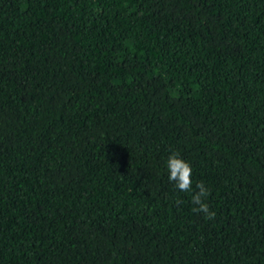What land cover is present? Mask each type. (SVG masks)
I'll return each instance as SVG.
<instances>
[{
    "label": "trees",
    "instance_id": "16d2710c",
    "mask_svg": "<svg viewBox=\"0 0 264 264\" xmlns=\"http://www.w3.org/2000/svg\"><path fill=\"white\" fill-rule=\"evenodd\" d=\"M0 264H264V0H0Z\"/></svg>",
    "mask_w": 264,
    "mask_h": 264
},
{
    "label": "clouds",
    "instance_id": "9594fccd",
    "mask_svg": "<svg viewBox=\"0 0 264 264\" xmlns=\"http://www.w3.org/2000/svg\"><path fill=\"white\" fill-rule=\"evenodd\" d=\"M166 168L169 173L168 180L173 182L174 187L181 192L191 193V202L194 205L193 212L202 213L206 220L214 219L215 212L209 210L208 204L205 202L210 190L205 186L203 181L196 184V190L193 191L192 168L182 158L180 154L173 151L168 155L166 160ZM177 204L181 201H176Z\"/></svg>",
    "mask_w": 264,
    "mask_h": 264
}]
</instances>
